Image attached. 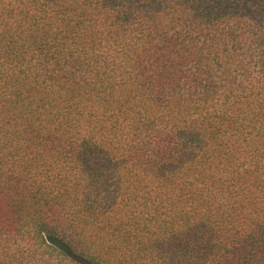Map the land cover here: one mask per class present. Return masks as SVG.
<instances>
[{"label": "trees", "instance_id": "16d2710c", "mask_svg": "<svg viewBox=\"0 0 264 264\" xmlns=\"http://www.w3.org/2000/svg\"><path fill=\"white\" fill-rule=\"evenodd\" d=\"M0 264H264V0H0Z\"/></svg>", "mask_w": 264, "mask_h": 264}]
</instances>
